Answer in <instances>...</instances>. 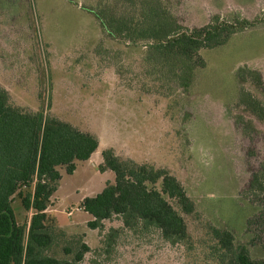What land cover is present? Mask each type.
Masks as SVG:
<instances>
[{
    "label": "rangeland",
    "instance_id": "rangeland-1",
    "mask_svg": "<svg viewBox=\"0 0 264 264\" xmlns=\"http://www.w3.org/2000/svg\"><path fill=\"white\" fill-rule=\"evenodd\" d=\"M100 1L0 0V87L13 106L96 136L102 153L112 148L123 160L167 170L193 211L168 198L187 226L178 242L144 222L126 227L119 215L91 229L82 198L115 183L112 171L99 170L104 159L97 153L77 162L73 175L59 168L46 253L76 264H223L216 231H229L235 246L264 260V195L248 192L252 174L264 170V119L241 104L243 92L264 104V0H166L186 28L216 16L255 24L202 49L204 65L194 68L186 88L169 68L146 60L143 43L109 35L96 17ZM243 69L262 81L245 78ZM105 172L112 176L105 179ZM13 208L19 224L29 225L33 213L18 196ZM83 244L89 251L77 262Z\"/></svg>",
    "mask_w": 264,
    "mask_h": 264
},
{
    "label": "trees",
    "instance_id": "trees-1",
    "mask_svg": "<svg viewBox=\"0 0 264 264\" xmlns=\"http://www.w3.org/2000/svg\"><path fill=\"white\" fill-rule=\"evenodd\" d=\"M96 17L112 37L143 43L146 60L169 68L183 88L191 85L194 68L204 65L202 49L220 47L237 32L255 27L245 18L216 16L201 28H186L166 0H101ZM242 74L262 81L256 71L243 69ZM241 104L264 119V104L250 93H242ZM99 146L96 136L70 123L13 106L7 90L0 87V264H76L46 253L53 243L47 210L62 179L59 168L73 175L76 163L90 160ZM102 156L99 170L112 171L115 183L108 182L99 194L83 199L81 207L93 218L89 227L99 229L105 220L119 215L126 227L144 222L158 227L169 241L184 240V217L168 201L174 199L183 212L192 213L193 203L180 182L165 169L123 160L112 148ZM248 192L264 195V170L252 174ZM16 196L24 210L33 213L29 225L16 219ZM216 238L225 251L223 264H264L251 257L248 247L235 246L231 232L216 231ZM82 248L77 262L89 251L86 244Z\"/></svg>",
    "mask_w": 264,
    "mask_h": 264
},
{
    "label": "crops",
    "instance_id": "crops-1",
    "mask_svg": "<svg viewBox=\"0 0 264 264\" xmlns=\"http://www.w3.org/2000/svg\"><path fill=\"white\" fill-rule=\"evenodd\" d=\"M101 150H102V148H101V146H99V148H98V150L93 154V156L95 155V154H97V153H99V155L100 154H102V152H101ZM92 156V157H93ZM91 157V158H92ZM91 160V159H90ZM90 160H88V161H90ZM87 161V162H88ZM86 162V161H85ZM102 164V162H100V159H99V162H98V165H101ZM102 174H104V176H105V179H109L108 177H109V175H111L112 176V173H109V172H105V173H102ZM100 193V192H99ZM98 193V194H99ZM97 195V194H96ZM96 195H94V196H96ZM88 197H90V196H88ZM93 197V196H92ZM85 197H83L82 198V200L84 199ZM82 210H83V208H81ZM48 211V210H47ZM84 211V210H83ZM88 214V213H87ZM88 215H90V214H88ZM91 216V215H90ZM92 217V216H91Z\"/></svg>",
    "mask_w": 264,
    "mask_h": 264
}]
</instances>
